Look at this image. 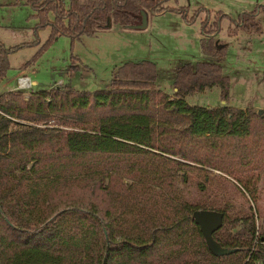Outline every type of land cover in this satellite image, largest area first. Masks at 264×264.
<instances>
[{"label":"trees","instance_id":"obj_1","mask_svg":"<svg viewBox=\"0 0 264 264\" xmlns=\"http://www.w3.org/2000/svg\"><path fill=\"white\" fill-rule=\"evenodd\" d=\"M170 0H27L38 25L71 40L106 21L137 24ZM176 1V0H172ZM200 59L174 72L169 96L149 60L123 61L93 91L53 86L0 92V264H264V225L251 206L264 178V108L227 105L222 14L198 7ZM263 4L225 30L261 32ZM0 43V82L8 54ZM33 57L30 62H33ZM29 63V62H28ZM22 64L21 66H23ZM217 87L224 104L185 96ZM214 171L218 173H214ZM195 209L222 213L206 246ZM264 221V215H262Z\"/></svg>","mask_w":264,"mask_h":264},{"label":"rangeland","instance_id":"obj_2","mask_svg":"<svg viewBox=\"0 0 264 264\" xmlns=\"http://www.w3.org/2000/svg\"><path fill=\"white\" fill-rule=\"evenodd\" d=\"M263 2L264 0H170L166 3L167 6H186L185 20L170 11L147 13L144 28L121 27L110 23L93 34H82L74 40L57 36L41 49L49 27L38 25L39 19L29 2L0 0V43L5 47L18 45L7 56L8 69L0 82V92L10 86H13L11 89L14 88L18 69H24L30 80L35 81L26 92L56 85L93 91L108 81L114 66L127 60L145 59L154 64L156 86L172 96L171 82L175 69L188 61L194 63L200 54L198 18L205 12L197 10V18L191 23L186 20L194 10L203 7L207 10L209 22L216 15H225L219 23L221 30L213 35L219 42L226 43L224 67L221 70L229 82L226 104L246 108L245 104L258 101L264 107V14L259 12L257 17L261 32L232 34L233 31L225 30L228 18L236 19L240 13L251 11ZM33 57V62H30ZM22 64L24 65L21 66ZM1 83L4 86L1 87ZM185 101L199 106L224 104L215 86L187 95ZM243 195L232 200L245 206L247 199L256 227L263 226L264 178L257 187L256 201L251 200L245 192Z\"/></svg>","mask_w":264,"mask_h":264},{"label":"water","instance_id":"obj_3","mask_svg":"<svg viewBox=\"0 0 264 264\" xmlns=\"http://www.w3.org/2000/svg\"><path fill=\"white\" fill-rule=\"evenodd\" d=\"M109 24L110 22L107 20L106 26H109ZM145 26L146 14L141 11L140 22L138 24L129 25L128 28H144ZM191 218L198 225L207 248L216 254L224 252V250L220 249L218 245L211 239V233L221 224L222 213L217 210L195 209L191 212Z\"/></svg>","mask_w":264,"mask_h":264},{"label":"built area","instance_id":"obj_4","mask_svg":"<svg viewBox=\"0 0 264 264\" xmlns=\"http://www.w3.org/2000/svg\"><path fill=\"white\" fill-rule=\"evenodd\" d=\"M32 81L26 74H20L15 77V85L13 89H18L26 92L32 86Z\"/></svg>","mask_w":264,"mask_h":264},{"label":"crops","instance_id":"obj_5","mask_svg":"<svg viewBox=\"0 0 264 264\" xmlns=\"http://www.w3.org/2000/svg\"><path fill=\"white\" fill-rule=\"evenodd\" d=\"M199 59H200V54H199L197 60H199ZM188 62H189V61H188ZM221 67H222V68L224 67V60L221 62ZM17 71H18V72H17V75H16V76H18V75H20V74H26V71H25L24 69H18ZM32 83H33L32 85H34V84H35V81L32 80ZM2 86H4V84L1 83V87H2ZM12 87H13V86H10L9 88H6V89L3 90V91L10 90ZM3 91H2V92H3ZM245 105H247V106H245V107L252 106L253 108H264L263 105H261L258 101L251 102V103H249V104H245ZM236 107H238V106H236Z\"/></svg>","mask_w":264,"mask_h":264},{"label":"flooded vegetation","instance_id":"obj_6","mask_svg":"<svg viewBox=\"0 0 264 264\" xmlns=\"http://www.w3.org/2000/svg\"><path fill=\"white\" fill-rule=\"evenodd\" d=\"M140 22V21H139ZM138 24V23H137ZM134 25V24H133Z\"/></svg>","mask_w":264,"mask_h":264}]
</instances>
